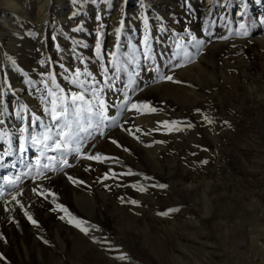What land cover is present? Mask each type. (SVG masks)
<instances>
[{"label":"rangeland","instance_id":"374dc122","mask_svg":"<svg viewBox=\"0 0 264 264\" xmlns=\"http://www.w3.org/2000/svg\"><path fill=\"white\" fill-rule=\"evenodd\" d=\"M37 1L23 0V4L28 10L34 9L35 4L39 5ZM51 1L68 4L69 16L66 23L51 16L50 46L42 50L36 24L29 21L28 25H23L22 17L17 16L14 26H22V30L11 31L16 43L13 49L2 46L3 53L0 52L4 60L0 68L9 65L12 72L21 76L23 87L43 115L42 80L45 77L42 74L54 70L60 86L66 91H75L76 88L64 79L66 73L59 64H64L70 74L76 67H85L77 59L81 57L97 79H102L100 65L93 54L98 24L91 16L93 8L96 15L100 12L105 25L106 52L113 49L115 29L123 20L122 59L129 58L135 49L139 61V68L131 66L139 72L137 91L128 94L133 101L149 102L161 111L125 112L131 116L121 121L123 127H113L109 132L105 127V136L95 132V139L88 140L85 145L88 152L116 157L118 163L102 164L73 159L69 155L73 167L66 172L85 181L84 184H72L63 173L55 172L49 174L51 179L39 182L56 193L57 203H63L74 216L88 222V236L69 224L65 213L51 210L55 207L51 197L44 200L32 194L31 188L36 186V181L31 175L24 190L17 186L18 183L14 186L10 183L17 177L27 178L25 173L30 170L32 176L36 175L37 159L47 162V156L59 158L61 153L32 147L30 141L27 153L22 155L18 150V168L14 169L12 177L5 179L3 175L0 178V193H3L0 195V235L7 239V242L0 239V253L7 257L9 264H264L260 262L261 241L264 242V42L259 41L264 39V24L261 23L264 15L257 18L248 7L246 18H236L234 13L232 15L235 8L231 3L223 12L226 8L219 11L217 6L216 10L206 11L209 8L205 9L202 3L194 0L195 4L189 0L163 1L155 3L154 8L148 6L150 0L135 3L127 0L124 15L114 27L111 21L118 0H112L106 12L101 11L104 4H93L92 0ZM136 17L140 20L136 33L129 32L127 24ZM145 19L153 37L154 60L148 63L159 66L161 73L172 74L174 80L181 83L159 81L154 71L146 70L148 65L141 55ZM239 23L248 26V37L234 35ZM76 28L81 30L74 31ZM222 35L229 39H218ZM192 36L206 41L199 51L187 43ZM77 40L82 41L80 46L74 44ZM180 44L185 46L190 60L174 55ZM216 44L218 46L214 47ZM48 58L50 63L40 64L42 59ZM68 60H71L70 67ZM107 61L105 55L104 63ZM177 63L183 66L176 68ZM2 72L0 88H11L10 80L5 81ZM29 80L34 83L29 84ZM126 83L127 75L122 74L117 88H123ZM11 95L9 97L14 99ZM123 97L121 91L107 92V99L113 101L114 107ZM25 105V102L19 103L20 108ZM15 115L13 121H19L17 112ZM204 115L215 123L208 124ZM148 117L154 118L155 124L137 125L136 121ZM44 118L43 128L32 131L31 135L42 137L47 131L45 125L50 121L46 115ZM165 120L187 121L194 127L167 134L162 126ZM137 127L141 129L137 133L139 140L124 130ZM157 128L160 132L155 131ZM13 131L11 134H20L19 130ZM52 132L54 135L55 129ZM6 134L4 126L0 125L2 148ZM15 138L14 143L19 145L20 137ZM111 139L129 148V152L112 145ZM157 140L164 142L155 143ZM148 150H156L155 157ZM6 154L9 156L8 152ZM86 168L91 170L86 171ZM129 169L134 175H117L101 182L106 172L111 175ZM145 176L152 179H144ZM131 185L147 191H138ZM20 191L24 195L18 198L38 220L39 228L26 220L25 209H20L15 202L9 203L10 194ZM83 193L94 197V206L89 201L78 203L76 196ZM132 200L138 203L133 205ZM5 208L10 210L5 211ZM171 209L179 211L171 212ZM161 212H169V215L163 216ZM60 215H65V220H60ZM45 239L48 244L43 243ZM119 256L125 259L120 260Z\"/></svg>","mask_w":264,"mask_h":264},{"label":"snow or ice","instance_id":"6c2138e0","mask_svg":"<svg viewBox=\"0 0 264 264\" xmlns=\"http://www.w3.org/2000/svg\"><path fill=\"white\" fill-rule=\"evenodd\" d=\"M123 2L126 4L127 0H123ZM261 2L262 0H255V3L257 4H260ZM92 3L104 4L108 7H111L112 0H92ZM224 6L230 7L231 5L225 4ZM248 7V0H239V11L236 15L243 19L248 15ZM95 19L98 24L95 30L96 40L93 54L96 62L100 65L99 74L102 79H97L96 75L93 74L81 57H77V59H79L80 63L84 64L85 67L83 69L76 67L70 74H68V69L64 64H59L60 69L66 73L64 79L76 88L75 91L70 89L66 91L65 88L61 87L57 82V75L54 70L42 74L45 77V79L42 80L44 85V95L42 96V99L45 101V107L43 111L44 115H46L50 121L49 124L45 125L47 131L42 133V137H38L37 135L25 136L24 134L28 132V128L26 126L19 128V132L21 134L19 138V152L22 155L27 153L29 141L32 147H41L53 152L61 153L59 158L57 156H47V162H42L40 159L35 161L36 176L33 177V180L36 181V186L31 188L32 194L36 197L43 198L44 200H48V198L51 197L52 203L55 204V207L51 210L53 212L65 213L68 217V223L79 229V231L86 236L90 235V228L86 226L88 222L83 219H78L76 216H74L63 203H57L55 199L56 193L48 188H44L39 182L51 179L49 174L55 172L63 173L66 176V179L72 184H84L85 181L78 179L66 172V169L73 167L69 161V155H71L73 159H85L87 161L102 164L108 163L109 161H116L117 163L119 162L118 158L116 157L104 155L100 152L90 153L85 149V145L87 144L88 140L95 139V132H98L100 136H105V127H123L120 125V122L116 117H111L108 114L109 110L115 105L110 103L107 99V92H124V97L117 108L118 114L125 112L144 113L145 111L157 113L158 111H161V109L154 107L149 102L133 101L132 96L128 94L129 91L132 93L137 91L135 85L136 77L139 76V72L131 66L135 65L136 68H139V61L136 59L134 54L136 51L135 49H133V54L129 58L122 59V53L120 52V49L123 20L120 21V26L115 29V43L113 45V49L106 52L104 49L105 25L102 22V16L99 11H97ZM261 23L264 24V20H262ZM145 27L146 31L141 40V55L144 62L148 65L146 70L154 71L158 75L159 81L181 83L179 80H174V76L172 74L161 73L159 66L148 63L154 60V53L153 37L151 36L150 29H148L147 26V19H145ZM80 30V28L74 29V31ZM185 31L189 30L185 29ZM207 34L209 36L212 35L210 31H208ZM249 34L248 26L245 23H239L238 30L234 33V35L239 37H248ZM53 39L55 40V37H53ZM218 39L228 40L229 36L222 35L218 37ZM187 43H190L197 51H199L205 45L206 41L204 39H198L196 36H192L191 41H188ZM74 44L76 46H80L82 41H74ZM56 47L59 49L58 45ZM177 47L179 51L174 54L175 56H183L188 60L191 59L183 44L177 45ZM105 55L108 57L107 64L104 63ZM50 62V58L42 59L40 64L44 65ZM181 66L183 65L180 63L175 65L176 68ZM122 74L127 75V83L124 84L123 88L118 89L117 81L120 80ZM28 83L33 84L34 82L29 80ZM3 96V91H0V107H2L4 104ZM26 111L27 106L25 105L22 106L17 112V116L22 121L27 119V117L23 115V113ZM197 114H200L199 109H197ZM203 119L208 124L215 123L214 119L207 115H204ZM30 120L33 126H35L37 123H42L41 118L34 113L31 114ZM124 123H128V121H125ZM3 124L4 121L0 120V125ZM162 126L167 130V134L183 131L184 128L194 127L191 122H182L178 120H165L162 122ZM53 129H55L54 135L52 132ZM124 130L128 133V135L139 140L137 133L141 131L140 128H125ZM155 131L160 132V129L157 128ZM110 142L117 148H122L124 152H129V148L123 147L116 139H111ZM163 142L164 141L159 140L155 141V143ZM91 147L95 148V144H92ZM41 155H43V152ZM204 163H207V161H204ZM85 170L89 171L91 169L86 168ZM25 175H31V170L28 173H25ZM117 175L132 176L134 173L131 169L123 173L112 172L111 175H109V172H106L101 182L114 179ZM19 179L20 177H17L16 180H12L10 183L14 186ZM144 179L150 180L152 178L145 176ZM131 187L136 188L138 191H147L146 188H137L136 185H131ZM160 187L166 188L167 185H160ZM0 195H3V193H0ZM10 195L11 201H9V203L15 202L20 209H25L24 203L18 198L19 196L24 195L22 191L11 193ZM130 203L136 205L138 202L132 200ZM9 210L10 209L5 208V211ZM170 211L177 212L179 209H171ZM160 214L163 216H168L169 212H161ZM23 215L30 225L37 228L40 227L38 220L35 219L27 209L23 211ZM59 219L65 220V215H60ZM13 223L17 222L13 220ZM91 227L95 228V225H92ZM0 239L7 242L6 237L3 235H0ZM94 242L99 243L100 241L94 240ZM43 243L48 244V241L45 239L43 240ZM118 259L123 260L125 257L119 256ZM0 262H3V264H9L7 257L4 256L3 253H0Z\"/></svg>","mask_w":264,"mask_h":264},{"label":"bare ground","instance_id":"6f19581e","mask_svg":"<svg viewBox=\"0 0 264 264\" xmlns=\"http://www.w3.org/2000/svg\"><path fill=\"white\" fill-rule=\"evenodd\" d=\"M132 1L135 3L137 0H132ZM163 1H169L170 2V0H150L148 3V6L151 8H154L155 3H159V2L162 3ZM194 1L198 2V4L202 3L204 5V8L207 9V8H210V5H211L213 0H194ZM229 1H232L234 3V8H235L234 14H235L236 18L240 19V17L236 15L237 12L239 11V8H238L239 0H219V3L217 4V10L223 11L226 8L224 5L227 4ZM37 3H39V5L35 4L34 9L28 10V9H26V7L23 4V0H0V52H2L1 51L2 46L6 47V48L13 49V45L16 43V41H15L16 38L12 35L11 31L17 32V31L22 30L21 29L22 26L19 28H16L14 26L15 25V19L17 18V16L22 17V19H23L22 24L23 25H28V23H30V22L36 24V25L35 24L34 25L37 26V30L41 35L40 39H38V42H39V46L42 50L45 51L50 46V44L52 42V40H51L52 36L50 34V31H51V28H53V22H52L53 19L51 18V16H56V18H59L62 23H66V20H68V16H69L68 15L69 14L68 13V6H67L68 4L67 5L63 4L61 1H56V2L52 3L51 0H38ZM248 4L250 7V11L254 12V14L256 15L257 18H260L261 16L264 15V0H262V2L260 4L255 3V0H250V1L248 0ZM124 5H125L124 2H122V1L120 2V0L117 1L115 15L111 21L112 26L115 27L118 24V22L120 21V19L123 17ZM107 9H108V6H106V5L101 6L102 12H106ZM51 12H52V14H50ZM91 16L96 17V12H95L94 8L91 11ZM137 16H139V15H137ZM163 16L166 17V20L168 19V17L165 14H163ZM139 21H140L139 18L136 17L135 20L128 22L127 29L129 30V32L136 33V30H137L136 26H137V24H139ZM167 21L171 22L169 19ZM259 41L264 42V39L263 38L259 39ZM111 43H112L111 48H113V45L115 42L113 41ZM215 46L217 47L218 45L216 44V45H214V47ZM2 56L3 55L0 56L1 60H2V61H0L1 64L4 63ZM70 63H71V60H68V67H70ZM1 68H0V73L3 70L2 74H3V76L5 75V81L10 80L9 82L11 85V88L6 87L4 90L0 88V91H3V93H4V96H3L4 104L1 107L2 113L0 115V119L4 121L3 126L6 130V133H8V134H6L7 138L5 139V141H6L5 146L3 148L0 147V178L3 175H6V178H7L10 176L12 177V174L15 172L14 169L18 168V162H19V158H18V154H17V151L19 150L18 149L19 145L14 143L15 142L14 139H16L15 137H17V138L20 137L21 134H17L16 132H15V134H11V132L13 130L17 131V130H19L20 127L26 126L28 128V132L25 133L24 135L29 136V135H31L30 133L32 131H37V130L43 128V123H44L45 118H44V115H43L42 111L40 110V108L35 104V100L29 96V94L26 92L25 88L23 87V85L21 83V81H22L21 76L12 72L9 65H7L6 67H1ZM5 69H7V71H5ZM66 82H68V81H66ZM66 87H67V85H66ZM10 95L13 96L14 99H11L9 97ZM20 102H25L27 105L28 113H26V114L23 113V115L25 117H27V119L22 121L19 118L18 119L19 121H17V120L13 121V115L15 117L16 116L15 113L19 111V108H20L19 103ZM109 102L112 103L113 101H109ZM16 104H17V106H16ZM118 106L119 105H117L116 107H112L109 110L108 114L111 117H116L119 120V122L121 123V121L124 118H129L131 115L126 114V113H119L118 114V111H117ZM32 113L39 116L41 118L42 123H37L35 126H33L31 124V120H30V116ZM155 122H156V120L154 118H151V117L142 118V120L139 119L138 121H136L137 125L143 124V125H147V126H149V125L151 126V124H155ZM5 151L8 152L9 156H7ZM156 152H157L156 150H148V153L152 157H155ZM29 176L30 175H28L27 178H24V179H23V177H20L23 179V181H21L20 179L17 181V183H18L17 186L21 190L22 189L24 190V185L28 181ZM35 176L36 175L32 176V174H31L30 177L33 180V177H35ZM15 190H17V189H15ZM101 195L103 198H106L105 194H101ZM76 199L80 205H82L83 203H85L87 201H89L91 204H93V206L95 205L94 197L90 194H87V193H83L79 197L76 196ZM261 243H262V246H261L262 254L260 256L261 257L260 262L264 263V242L261 241Z\"/></svg>","mask_w":264,"mask_h":264},{"label":"built area","instance_id":"2783aa9c","mask_svg":"<svg viewBox=\"0 0 264 264\" xmlns=\"http://www.w3.org/2000/svg\"><path fill=\"white\" fill-rule=\"evenodd\" d=\"M190 2H192L193 4H195L192 0H189ZM219 0H213L211 5H210V8L206 11H209V10H212V9H215L216 10V6H217V3H218ZM232 5V8L234 9V3L233 2H229L228 4ZM202 7V5H200ZM202 9V8H200ZM228 10V7H226V9L223 11V12H226ZM218 12V11H217ZM223 12H218V13H223ZM234 13V10L232 11V15ZM234 16V15H233ZM235 19V18H234ZM236 20V19H235ZM237 21V20H236Z\"/></svg>","mask_w":264,"mask_h":264},{"label":"water","instance_id":"95a60500","mask_svg":"<svg viewBox=\"0 0 264 264\" xmlns=\"http://www.w3.org/2000/svg\"><path fill=\"white\" fill-rule=\"evenodd\" d=\"M115 128H118V126L115 127ZM112 129H113V128H111V127L109 128V127H108V128H107V132L111 131Z\"/></svg>","mask_w":264,"mask_h":264}]
</instances>
